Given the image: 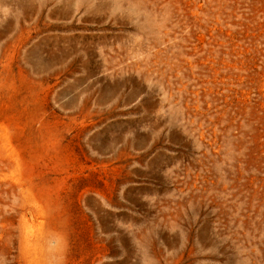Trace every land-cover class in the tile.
<instances>
[{"label": "rangeland", "instance_id": "1", "mask_svg": "<svg viewBox=\"0 0 264 264\" xmlns=\"http://www.w3.org/2000/svg\"><path fill=\"white\" fill-rule=\"evenodd\" d=\"M0 264H264V0H0Z\"/></svg>", "mask_w": 264, "mask_h": 264}]
</instances>
